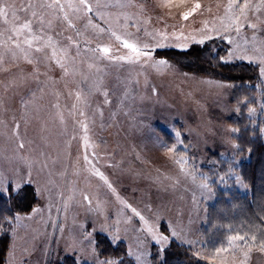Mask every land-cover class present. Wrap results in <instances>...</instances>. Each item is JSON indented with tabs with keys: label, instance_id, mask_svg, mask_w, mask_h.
I'll return each mask as SVG.
<instances>
[{
	"label": "rangeland",
	"instance_id": "1",
	"mask_svg": "<svg viewBox=\"0 0 264 264\" xmlns=\"http://www.w3.org/2000/svg\"><path fill=\"white\" fill-rule=\"evenodd\" d=\"M85 3L91 11L80 0H0V179L12 184L2 195L30 185L38 201L15 216L6 264H160L172 242L206 264H264V248L243 239L206 249L217 191L250 194L239 172L248 157L235 86L181 57L200 48L257 67L247 117L264 141V0ZM99 234L127 259L102 258Z\"/></svg>",
	"mask_w": 264,
	"mask_h": 264
},
{
	"label": "trees",
	"instance_id": "2",
	"mask_svg": "<svg viewBox=\"0 0 264 264\" xmlns=\"http://www.w3.org/2000/svg\"><path fill=\"white\" fill-rule=\"evenodd\" d=\"M17 25L21 29L20 24ZM201 52L198 48L181 55L188 63L183 62L182 65L187 70L222 78L235 86L233 104L240 110V118L235 122L238 129L236 143L240 155L248 157L241 163L239 172L250 191L247 196L217 191L215 202L207 211V226L203 230L205 246L208 251L214 252L225 248L229 239L243 237L249 247L264 248V141L259 129L253 128L247 117V105L255 106L257 92L254 85L258 80V70L246 64H224L220 60L224 53L205 56L206 52ZM260 125L264 127V122ZM37 202L34 188L30 185L20 193L0 194V264H6L15 216L31 212ZM96 249L102 258L127 259L123 244L112 246L101 234L96 236ZM60 264H73V258L66 257ZM160 264L206 263L189 248L172 242Z\"/></svg>",
	"mask_w": 264,
	"mask_h": 264
},
{
	"label": "snow or ice",
	"instance_id": "3",
	"mask_svg": "<svg viewBox=\"0 0 264 264\" xmlns=\"http://www.w3.org/2000/svg\"><path fill=\"white\" fill-rule=\"evenodd\" d=\"M80 4L83 5L88 11H91V10H92L91 7L85 3V0H80ZM98 6H99V5H98ZM231 6H232V5H229V7H231ZM48 7H53V5H48ZM197 7H199V5H197ZM238 7H240L241 14L243 15L245 9L248 8V5H247V4H244L243 6H239V5H238ZM33 15H35V13H33ZM184 18L187 19V14L184 15ZM24 27H25V28H29V27H30V24L25 23V24H24ZM252 27H255V26L252 25ZM101 31H103V29H101ZM237 31H239V28H237ZM113 35H115V33H113ZM69 39H71V38L69 37ZM116 39L119 40L120 37L117 36ZM209 39H211V37H209ZM203 42H204L203 40L200 41V43H203ZM123 46H124L125 48H129V49H131L133 52H136L138 56L141 55V53L137 51L135 45L130 44V43H128L127 41H124V42H123ZM37 51L39 52L40 49H37ZM103 51H104V52H108L109 49H108V48H104ZM142 55H144V56H149L150 53H149V52H144V53H142ZM121 59H123V58H121ZM29 63H31V61H29ZM158 63L163 64V63H166V62H165V61H159ZM262 71H264V69H262ZM21 147H23V145H21ZM98 174H99V173H98ZM102 178H103V177H102ZM21 187H22V185H21V184H18V185H16L15 190H16L17 192H19V190H20ZM11 189H12L11 181H9V182H8V185L5 186L4 183H3V181H2V179H0V194H2V193H3L4 191H6V190H11ZM85 199H87V197H85ZM133 211H135V209H133ZM137 215H139V214L137 213ZM171 235H175V233H172ZM235 238H236V237H234V239H235ZM238 238H239V239H243V237H238ZM168 239H169V235H165V234H163V233L160 234V236L158 237V240H159V241H167ZM73 264H76L75 257H73ZM102 264H117V262H115V261H109V260H104V261L102 262ZM121 264H122V262H121Z\"/></svg>",
	"mask_w": 264,
	"mask_h": 264
}]
</instances>
